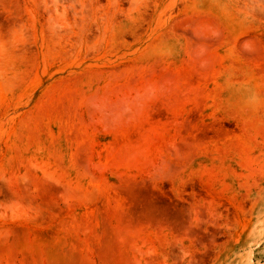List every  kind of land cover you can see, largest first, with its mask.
Here are the masks:
<instances>
[{
    "label": "rangeland",
    "instance_id": "rangeland-1",
    "mask_svg": "<svg viewBox=\"0 0 264 264\" xmlns=\"http://www.w3.org/2000/svg\"><path fill=\"white\" fill-rule=\"evenodd\" d=\"M0 264H264V0H0Z\"/></svg>",
    "mask_w": 264,
    "mask_h": 264
},
{
    "label": "clouds",
    "instance_id": "clouds-1",
    "mask_svg": "<svg viewBox=\"0 0 264 264\" xmlns=\"http://www.w3.org/2000/svg\"><path fill=\"white\" fill-rule=\"evenodd\" d=\"M146 95H150V94H146Z\"/></svg>",
    "mask_w": 264,
    "mask_h": 264
}]
</instances>
